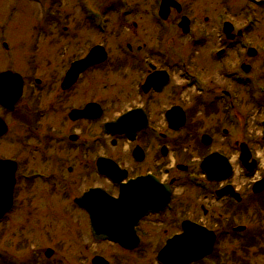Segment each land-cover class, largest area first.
<instances>
[{
    "label": "flooded vegetation",
    "instance_id": "obj_1",
    "mask_svg": "<svg viewBox=\"0 0 264 264\" xmlns=\"http://www.w3.org/2000/svg\"><path fill=\"white\" fill-rule=\"evenodd\" d=\"M106 1H108L109 9L117 12L111 20L114 24L112 27L110 26L106 35L100 32L97 20L91 19L85 14L82 0H74L78 14L66 15L75 22L70 30L67 26H63L60 31L53 29L57 25V21L61 20V17H57L54 12L49 13L47 16L37 14L40 20L35 24L33 22L32 41L34 49L31 52V62L28 63L32 73L31 79L36 77L40 67L41 37H49L47 41L45 40V43L53 45L56 42L51 43V38H55L56 34L59 36L64 35V38L69 42L74 37L80 43H85V45H81V49H84L81 54L72 56V58L68 57L67 67L73 60L83 57L91 46L95 44L105 46L106 44L107 50L111 49L113 51V58L112 52H107L108 55L110 54L115 72L118 73L117 78L114 79L117 86L114 104L118 107L119 113L140 109L145 116L146 126L136 131L133 141H128L125 135H113L110 139L104 140V133L101 129L102 124L98 120L95 130L89 133L90 136L96 137L93 144L94 148L92 147L90 154H84L81 160L80 171L82 177H105L97 171L98 157L112 160L119 166L118 171L121 170L120 168H125L127 177L153 173L160 179L163 171H166L168 174H166L167 178L164 183H168L171 188L169 200L171 210L163 209L158 214H148L142 222L144 225L159 224L164 226L158 231L162 243L170 236L181 232V221L185 216V212L188 214L186 215L187 218L198 223L201 221L198 215L200 212L203 219L209 218L213 223V227L208 226L205 221L203 225L213 229L222 228L217 222L213 221V209H207L201 204V201L209 203L210 198H213L211 190H199L197 195L190 198L192 203L187 202L188 200L185 199L183 193L191 174L194 173L193 165H198V160L204 155L223 149L222 153L227 156L231 164L230 178L222 184L211 181H208V183L214 189L229 183L232 184L242 200V206L239 207L241 212H247L253 205H250V203H254V207L256 204H260L259 199L264 196V189L260 193L254 194L251 185L254 181L259 180L263 174L256 176L257 178L254 180L249 178V176H254L257 167L252 172L248 171L241 161V148L239 146L241 143L246 144L251 151V157L256 158L257 164L259 163L258 151L262 150L264 146L262 134L264 120V48L252 47V44H250L249 47L254 49L252 50L239 45L242 42L241 36L246 38L245 36L248 35L247 28L245 27V29L244 26L241 27L240 32H238L239 30L233 31L232 37L224 35L219 38L217 31L214 29V23L211 28L201 31L196 24V15L193 13L191 4L182 0H178L181 4V11H177L175 7H170L165 19L155 15V12L159 9L158 0H144L146 4L144 11H140L137 0H130L133 6L132 11L123 14L118 13L122 9V0ZM263 1L250 0L248 5L252 3L261 5ZM100 11H102V17H106L107 27L109 28L110 20L106 16L107 12L104 7ZM183 14H186L190 19V31L187 34H183L178 26L180 17ZM205 21H207V18ZM45 24L48 28H53L44 29ZM261 30H264L263 26ZM84 36L87 39L92 36L93 40L91 42L87 41ZM55 61V55L53 54L44 63L49 69H52ZM103 64L88 67L81 73L80 78L81 76L86 77L90 73L100 72L103 70ZM258 65L260 67L256 70ZM185 67L186 71L191 72L197 78L188 82L185 78L188 76L184 73ZM2 69L9 68L5 66ZM152 76L153 81H156L157 84H159L160 79L162 81V77H165L166 81L159 84V89H155L153 86L143 89L142 84L145 79ZM22 77L23 86L26 88L28 84L26 75ZM101 82L103 83V79L98 75L91 78L90 81L92 85H100ZM47 84L55 86L51 82H47ZM71 89L72 87L62 92L55 88V92L51 93L49 98L48 108L50 111L65 112L64 115H58V117H61L62 123L67 125L60 124L58 130L69 129L72 125H68L72 121L67 118V112L72 108L69 94ZM95 93L90 94L85 89H80V94L83 96H92ZM30 97L33 100L37 99L36 93L32 89L30 90ZM184 98L189 104L187 107L183 104ZM89 101L102 104V101L96 98L88 99L85 103ZM125 101L127 102L125 103ZM229 103H231L237 115L238 121L235 124L231 123V119L228 117ZM84 104L75 107L80 108ZM174 106H181L186 116L185 125L177 129L169 128L165 117L166 111ZM64 107L66 108L65 111L62 110ZM1 110L5 114L7 113L5 108L1 107ZM0 115L6 118L2 113ZM35 117L37 118V113ZM188 118L192 119L187 123ZM78 121H89L86 123L91 124L96 120L82 119L74 121V123ZM158 124H161V126H158ZM33 126L36 131H44L41 133L42 135L47 133L48 144L61 143L62 140L63 144L66 145L64 147L72 148V143L67 141L65 131L61 134L57 131L60 136H56L53 133V128L47 132L48 127L42 129V125L38 121ZM204 134L210 136L211 143L209 145L202 142V135ZM99 137L102 140L97 141ZM180 145H188L190 147L189 152L183 153L181 159L178 158L174 161V164L168 166L164 163V158H170V152L172 157L177 155V147ZM135 146L141 148L140 160L134 156ZM163 148L165 149V156H162L161 150ZM190 155L196 157L190 158ZM231 157H234L233 161ZM180 163L184 167H178ZM236 169H239L237 176L244 178V181L238 186L234 178L236 177L234 174ZM68 170L72 171V168L68 167ZM248 181L251 182L249 185L247 184ZM95 185L97 184H92V186ZM178 187H181V190L177 191L176 188ZM114 194H117V188ZM222 198L227 199L226 197ZM249 198L252 202H249ZM222 209L229 213L232 208L226 205ZM82 211L84 212V210ZM84 241L87 242L86 239ZM96 246L97 252L95 254L105 257L109 264H135L136 262L135 249H125L118 244H111L106 241H98ZM261 246H264V240H262ZM87 249L88 246L85 243L83 251L86 256Z\"/></svg>",
    "mask_w": 264,
    "mask_h": 264
},
{
    "label": "rangeland",
    "instance_id": "obj_2",
    "mask_svg": "<svg viewBox=\"0 0 264 264\" xmlns=\"http://www.w3.org/2000/svg\"><path fill=\"white\" fill-rule=\"evenodd\" d=\"M65 1V0H63ZM97 5L103 4V0H93ZM103 1V2H102ZM186 3H190L192 6L193 13L196 15V24L200 30H207L215 24L216 30H218V22L220 19H231L235 21L238 25H243L246 23V16L252 17L253 23L248 24L249 38L252 45L262 49L264 48V30L258 29L260 24L264 23V5H253L248 6L249 2L247 0H229L225 3L222 0H182ZM141 2H145L141 0ZM105 5V4H103ZM101 6V5H99ZM42 8V6H41ZM71 8L75 14L77 13V8L74 2H72ZM143 11L146 9L142 5ZM39 7L33 3L31 0H0V69L4 66L15 68L21 73L26 75L28 84L25 88L26 95L30 94V90H34L36 96L38 97L37 107L39 109L46 110L49 103V98L51 93L53 94L56 86L58 87L68 64V57L74 53L83 52L81 45L78 40L72 41L71 43H66L64 36L56 34L55 38H51V43L56 42V46L52 47L50 44H46L49 37L41 39V49L44 50L48 57L50 51L57 49V59L53 63L52 69H49L47 65H44L43 56L39 55L40 67L37 72L43 79L45 84L39 89H36L31 82L32 73L30 71L31 62V52L34 49L32 41V28L35 23H37L40 18ZM207 18V21L205 19ZM5 20V21H4ZM262 21V22H261ZM34 22V24H33ZM214 23V24H213ZM60 27V26H59ZM4 29V31H2ZM62 28H59V31ZM256 34L259 37V41L256 38ZM95 39V38H94ZM93 40V37H88V41ZM6 42L8 49L3 48L2 43ZM43 42V43H42ZM66 46V50L62 49V46ZM61 49L62 54L59 53ZM194 54V53H193ZM29 55V57H28ZM45 60V59H44ZM51 60V59H50ZM57 65V66H56ZM256 67V70L259 69ZM98 77L104 79L101 82V89L99 90L98 85H92L90 83L91 78ZM30 77V79H29ZM116 77L111 74V70L105 67L103 70L97 73H90L86 77H82L73 86L69 92L70 105L72 107L78 106L88 99L96 98L101 100L104 105L109 106V101L115 98L113 93V80ZM53 83L55 86L46 85L47 82ZM27 83V82H26ZM87 87V88H86ZM80 89H85L88 93H94L91 97L89 95L83 96L80 94ZM52 91V92H51ZM57 93V92H56ZM55 93V94H56ZM29 100L26 98L21 100V107L25 105ZM127 101H125L126 103ZM32 109V108H30ZM65 107L62 110L65 111ZM117 107L112 105L104 114V118H109L115 115ZM50 111L49 116L45 114L43 117H39V122L42 125V129H46L48 126L54 129L53 133H62L67 130H58V126L63 124L61 117L65 112L60 111ZM6 116V120L13 124L9 132L0 141V156H6L15 159L19 162V168L17 171L16 184L14 189V211L9 213L8 219L0 221V264H5L4 259L9 264L13 261V264H42L51 263L57 264V255L64 256L67 258L71 252L76 248L80 249L79 244H72V246L64 245L58 247L57 242L54 241V236L56 233L62 235L63 239L67 238L73 242H80V237L82 233L87 235V226L84 225L83 228L77 224L83 223V215L78 211L74 210L72 205V197L74 195H79L82 193L84 188H88L92 184H98L110 188L109 184L103 179L97 177H79L81 171V160L83 157L79 153L80 150L75 148L64 147L66 146L61 143L55 142L50 146H46L43 140L28 136V128L21 127V122L19 120V115H13L9 113H4L0 108V114ZM54 114L52 117L50 114ZM38 117V116H37ZM34 118V117H33ZM37 122V121H35ZM17 124V125H16ZM20 124V125H19ZM36 124V123H34ZM70 123H68L69 125ZM83 124H86L83 122ZM104 124V123H103ZM102 124V125H103ZM161 124H158V126ZM84 126V125H83ZM90 130L94 129L93 125H85ZM36 130V129H35ZM78 131V130H77ZM40 132H43L40 130ZM56 134L60 136V134ZM55 136V137H56ZM264 157V155H262ZM71 167L72 171L67 172V168ZM56 172L57 177H51L48 179H43L38 177H24L30 176L32 173H38V171L44 175L49 172ZM264 172V171H263ZM237 177H240L239 175ZM239 180L236 181L238 184ZM239 185V184H238ZM91 189V187L89 188ZM88 189V190H89ZM180 189V188H178ZM197 189L191 187L184 194L185 196L191 197L196 194ZM249 202H252L251 200ZM264 201H261L262 204ZM204 203H206L204 201ZM220 200H215L212 204L210 200L208 204L209 209H213V216H216L219 212H223ZM207 207V206H206ZM217 211V213H216ZM238 215L234 216L236 224L244 225L246 227L244 232L238 233L235 237H232V232L227 236L221 233V240L217 244V252L220 255L221 264L232 263V257H239L240 259L245 258L248 264H264V255L257 254L256 248L251 247L247 254L242 255L237 244L243 239H248L253 233H255L256 225L264 227V208L259 211H253L248 209L247 212H236ZM224 218H228L227 213H224ZM86 218V216H84ZM70 223H69V222ZM206 224L213 227L212 220L205 218ZM58 223L63 225V232H59L60 228ZM69 225V227H68ZM68 228V229H67ZM161 228L158 226H146L142 229L139 236L142 237L143 241L147 243L148 248L157 246L162 239H159L158 231ZM224 229L219 228L218 231H223ZM261 235L258 238L264 239V233H258ZM60 237V236H59ZM69 237V238H68ZM50 238V239H49ZM59 238V239H62ZM234 238V239H233ZM232 240V241H231ZM46 247H51L54 249L56 256L52 260L47 261L44 257V250ZM82 247V245H81ZM96 249L93 246L88 248L87 255L92 254V250ZM237 250V251H236ZM235 251V253L233 252ZM37 253V255H36ZM85 254V252H83ZM86 256V254H85ZM4 258V259H3ZM39 259V261H38ZM43 261V262H42ZM58 261V260H57ZM148 263L155 264L153 261H147ZM139 262L137 261V264ZM235 264H242L243 262H233ZM76 264H90L89 260L84 262H76Z\"/></svg>",
    "mask_w": 264,
    "mask_h": 264
},
{
    "label": "water",
    "instance_id": "obj_3",
    "mask_svg": "<svg viewBox=\"0 0 264 264\" xmlns=\"http://www.w3.org/2000/svg\"><path fill=\"white\" fill-rule=\"evenodd\" d=\"M105 58V54H102V50L99 47H95L88 56L80 61H76L73 63L71 69L67 72L65 79L63 80L62 86L67 87L71 82L75 80V76L77 73L85 68L87 64L95 63L99 60ZM21 82L19 80V75L16 73H12L10 71L0 73V101L9 106L19 95ZM5 89H8L7 92ZM17 94V95H16ZM5 99H8V102H4ZM99 114V113H98ZM131 123L129 116L126 114L121 117L114 124H107L106 126H111L113 129H122L125 130L129 124ZM5 131V127L0 131V134ZM16 170V164L13 161H0V217L6 212L12 204V196H13V187L15 183L14 173ZM85 198H81L77 202L82 204ZM94 222V221H93ZM210 241L209 243H205L204 250H211L214 235L213 233H209ZM186 243V241H185ZM190 248L197 249L199 244L191 245ZM204 251V252H205Z\"/></svg>",
    "mask_w": 264,
    "mask_h": 264
}]
</instances>
